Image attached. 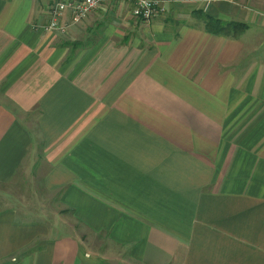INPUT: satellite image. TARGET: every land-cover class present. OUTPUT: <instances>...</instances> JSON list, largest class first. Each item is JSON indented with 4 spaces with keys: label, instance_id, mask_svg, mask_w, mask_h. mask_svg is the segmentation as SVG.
<instances>
[{
    "label": "crops",
    "instance_id": "obj_1",
    "mask_svg": "<svg viewBox=\"0 0 264 264\" xmlns=\"http://www.w3.org/2000/svg\"><path fill=\"white\" fill-rule=\"evenodd\" d=\"M54 2L0 0V264H264V0Z\"/></svg>",
    "mask_w": 264,
    "mask_h": 264
},
{
    "label": "built area",
    "instance_id": "obj_2",
    "mask_svg": "<svg viewBox=\"0 0 264 264\" xmlns=\"http://www.w3.org/2000/svg\"><path fill=\"white\" fill-rule=\"evenodd\" d=\"M114 1H126L132 4L133 17L149 23L165 11L166 5H200L202 12L219 0H55L49 9V20L39 28L45 32L66 33L72 26H77L94 10Z\"/></svg>",
    "mask_w": 264,
    "mask_h": 264
},
{
    "label": "trees",
    "instance_id": "obj_3",
    "mask_svg": "<svg viewBox=\"0 0 264 264\" xmlns=\"http://www.w3.org/2000/svg\"><path fill=\"white\" fill-rule=\"evenodd\" d=\"M193 15L204 24L207 31L213 34L238 35L246 29L244 24L236 22L224 23L206 15L200 10L194 11Z\"/></svg>",
    "mask_w": 264,
    "mask_h": 264
},
{
    "label": "rangeland",
    "instance_id": "obj_4",
    "mask_svg": "<svg viewBox=\"0 0 264 264\" xmlns=\"http://www.w3.org/2000/svg\"><path fill=\"white\" fill-rule=\"evenodd\" d=\"M30 186H31V184H24L23 186L21 184H17L16 186H13V189L11 191V193H13L15 195L14 197H12L13 201L14 202L19 201V199L23 200L26 193L30 191L29 190Z\"/></svg>",
    "mask_w": 264,
    "mask_h": 264
}]
</instances>
